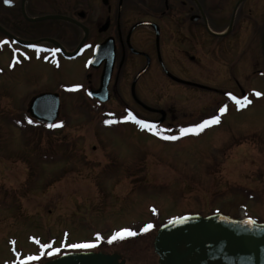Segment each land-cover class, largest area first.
<instances>
[{"label":"flooded vegetation","instance_id":"1","mask_svg":"<svg viewBox=\"0 0 264 264\" xmlns=\"http://www.w3.org/2000/svg\"><path fill=\"white\" fill-rule=\"evenodd\" d=\"M0 59V77L20 75L23 82L20 77L18 81L24 87L30 71L45 69L57 74L64 69L80 75L77 81L57 80L32 95L59 96L60 116L53 125H64L63 111L77 109L102 115L98 127L113 133L128 129L160 145H177L201 142L212 131L213 143L218 146L230 132L234 116L259 112L264 120V0H0ZM186 62L197 67V77L185 73ZM183 90L203 100L205 95L210 96L204 114L197 113L192 120L189 118L196 113L183 114V103L179 102ZM229 93L247 97L251 103L239 107ZM29 102L20 105L21 119L10 122L18 130L24 128L28 118ZM225 105L227 110L221 112ZM129 113L155 124L160 134L124 120ZM213 116L220 117L219 123L198 134H181V129ZM167 136L179 139H165ZM227 140L231 146L223 151L217 147L216 159L227 158L237 144L247 150V158L253 145L262 147L263 151H258L264 157V143L250 133ZM112 175L115 177L107 179L115 180L116 185L121 174ZM136 183L130 190L137 187ZM123 187L117 185L113 190ZM244 194L250 205L264 206V176L262 192L251 188ZM103 210H89V216L75 210L73 216L81 214L90 219ZM248 217L264 223V218L249 213ZM117 231H90L79 241L95 243V247L59 248V252L39 256L28 264L45 263L70 252L118 255L127 264L117 247L125 238L109 242ZM141 234L126 237L134 240ZM62 235L72 237L69 229L57 236Z\"/></svg>","mask_w":264,"mask_h":264},{"label":"rangeland","instance_id":"2","mask_svg":"<svg viewBox=\"0 0 264 264\" xmlns=\"http://www.w3.org/2000/svg\"><path fill=\"white\" fill-rule=\"evenodd\" d=\"M186 63L185 73L197 77V67ZM28 73L25 87L20 75L0 77V264H20L28 256L70 249L90 231L107 229L142 233L134 240L125 236L117 246L127 264H158L154 238L159 226L171 220L216 213L239 217L243 207L249 216L263 220L264 206L250 205L244 194L251 188L262 192L264 157L258 151L262 147L253 145L248 158L238 144L227 158L216 159L214 152L217 147L229 148L227 139L248 133L264 143L259 112L231 118L230 132L218 146L212 131L201 142L177 145H160L128 129L113 133L98 127L102 115L77 109L63 111L64 125L49 127L27 119L18 130L10 122L21 119L22 102L28 104L32 95L57 80L73 82L80 77L64 69L57 74L45 69ZM170 98L174 106V96ZM204 99L183 90L179 100L183 114L196 113L189 120L204 114L210 96ZM110 173L121 174L116 185L107 179L115 177ZM120 181L123 190H113L122 185ZM135 181L137 187L130 190ZM102 209L90 219L73 216L75 210L89 216ZM148 224L153 227L144 231ZM63 229L72 237H58ZM44 244L51 248L42 249Z\"/></svg>","mask_w":264,"mask_h":264},{"label":"water","instance_id":"3","mask_svg":"<svg viewBox=\"0 0 264 264\" xmlns=\"http://www.w3.org/2000/svg\"><path fill=\"white\" fill-rule=\"evenodd\" d=\"M57 94L34 97L29 116L51 125L60 116ZM163 225L154 240L159 264H264V224L223 214L187 215ZM44 264H125L118 255L69 253Z\"/></svg>","mask_w":264,"mask_h":264},{"label":"snow or ice","instance_id":"4","mask_svg":"<svg viewBox=\"0 0 264 264\" xmlns=\"http://www.w3.org/2000/svg\"><path fill=\"white\" fill-rule=\"evenodd\" d=\"M12 0H5V3H11ZM34 47V46H33ZM17 51H19L17 49ZM54 51H59V50H54ZM76 88H79L80 86L77 85L75 86ZM256 95L257 96H260L262 95L260 92H256ZM229 97L235 101V103L239 106V107H244L246 104L248 103H251V101L247 98V97H243V98H238L236 96H233L231 93H229ZM227 110V105H225L224 107H222L220 109L221 112H224ZM124 120H132L138 124H140L142 127L144 128H147L148 130H151V131H155L156 134H160L158 129H157V126L155 124H152L148 121H144V120H140L138 119L135 115L129 113L128 116L124 117L123 118ZM220 121V117L219 116H213L207 120H204L203 122L197 124V125H194L190 128H183L181 129V134H188V133H200L201 131H203L205 128L213 125V124H217L219 123ZM33 121L29 120V123H32ZM106 123H112V121H106ZM56 125H49V127H55ZM165 139H179V137L177 136H167V137H164ZM184 218H178L179 221H182ZM244 223L246 224H249V225H254L256 222L254 220H252L251 218H249L248 220L244 221ZM153 225L152 224H148L145 228H144V231H147L149 230L150 228H152ZM99 236V234H97ZM132 235H135V232H133L132 230L130 229H122L120 231H117L112 237H110L109 239V242L113 241V240H116V239H122L124 238L125 236H132ZM37 243H39V241H37ZM95 243H83V244H75V245H71V247H74V248H93L95 247ZM42 249L44 250H47L49 248H51V245H48V244H44V245H41ZM59 252V249H52V251L50 252H47L46 254L48 255H53L55 253ZM40 257L39 256H28L26 258V260L23 262V264H28V261H35V260H39Z\"/></svg>","mask_w":264,"mask_h":264}]
</instances>
